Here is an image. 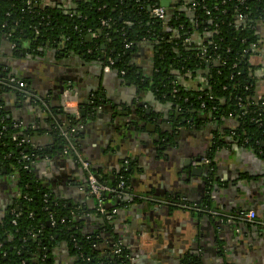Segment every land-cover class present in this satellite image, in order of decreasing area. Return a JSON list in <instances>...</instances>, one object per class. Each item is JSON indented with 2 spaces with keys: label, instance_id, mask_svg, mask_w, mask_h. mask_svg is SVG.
Here are the masks:
<instances>
[{
  "label": "crops",
  "instance_id": "obj_1",
  "mask_svg": "<svg viewBox=\"0 0 264 264\" xmlns=\"http://www.w3.org/2000/svg\"><path fill=\"white\" fill-rule=\"evenodd\" d=\"M78 1L41 0L65 10ZM152 2L164 8L167 18L175 12L189 13L194 0ZM255 32L250 63L256 67L255 96L262 98L264 21L257 23ZM91 39L86 36L87 42ZM209 39L210 33L193 32L187 42L202 46ZM12 50L8 41H2L0 62L25 87L2 95L5 113L31 147L51 146L33 161L32 175L48 195L73 206L78 232L100 236L106 228L95 214L83 170L55 147L49 135L53 125H65L62 89L74 88L83 117L77 144L99 180L110 185L127 173L128 201L108 223L110 231L100 236L103 245L96 248L101 256L108 248L105 239L115 238L124 245L129 264H264V158L231 139L227 130L233 120L218 122L203 116L205 127L170 128L165 119L171 103L159 100L151 83L142 87L114 70L104 71L98 61L79 53L60 54L49 45L35 55L27 48L19 54ZM153 57L154 43L147 39L131 51L130 64L142 81H150L156 71ZM206 72H186L178 84L201 92L206 89ZM216 138L223 144L212 150ZM211 152L210 167L201 160ZM17 195L14 177L0 172V221ZM248 208L260 222L220 217ZM75 262L68 246L59 241L43 264Z\"/></svg>",
  "mask_w": 264,
  "mask_h": 264
},
{
  "label": "trees",
  "instance_id": "obj_2",
  "mask_svg": "<svg viewBox=\"0 0 264 264\" xmlns=\"http://www.w3.org/2000/svg\"><path fill=\"white\" fill-rule=\"evenodd\" d=\"M31 1L28 8L25 0H0V44L4 40L13 44L15 54L27 48L35 55L49 45L57 53H79L103 66L110 60L111 70L124 72L122 79L136 81L142 87L151 83L159 100L183 104L187 98L191 104L185 108L210 113L218 122L238 115L227 134L244 147L261 152L264 158V97L255 96L256 67L250 63L252 47L257 42L256 25L264 21V0H244L243 5L237 0H194L189 13L175 12L162 21L150 16L148 9L155 5L152 0H80L75 9L66 10L45 5L41 0ZM239 14L242 19H238ZM193 32L210 33V39L202 46L185 42ZM87 35L92 36L89 42ZM145 39L154 43L156 71L150 81H142L130 64L131 51ZM126 43L132 46L126 49ZM198 69L207 71L205 90L193 92L178 84V77ZM10 76L9 68L0 62V162L6 175H13L18 191L0 221V264H43L59 241L68 246L76 258L75 264H129L127 252L111 258L101 256L96 248L102 243L101 237L78 232L73 206L48 195L32 175L31 167L24 168L51 146L46 150L33 148L27 142L17 145L26 137L19 126L13 127L2 99L9 91H21L6 82ZM192 94L194 98L190 97ZM64 115L65 125H53L49 130L59 150L65 145L62 128L69 130L79 124L72 115ZM222 144L216 138L212 150ZM23 154L28 160L22 158ZM211 157L212 152L207 153L210 164ZM120 176L123 180L128 177L125 172ZM117 181L118 178L110 186L115 187ZM105 199L107 208L119 209L126 203L112 195ZM50 215L54 225L50 224ZM103 224L110 231L112 226L105 221Z\"/></svg>",
  "mask_w": 264,
  "mask_h": 264
},
{
  "label": "built area",
  "instance_id": "obj_3",
  "mask_svg": "<svg viewBox=\"0 0 264 264\" xmlns=\"http://www.w3.org/2000/svg\"><path fill=\"white\" fill-rule=\"evenodd\" d=\"M240 5L244 4V0H237ZM25 5L29 8L32 5L31 0H25ZM194 6V3L191 5V7ZM150 16L154 20L162 21L165 17V10L162 7H159L157 5H154L152 8H150ZM238 19H242V16L239 14ZM102 24L106 25V23L103 21ZM187 39L185 40V42ZM12 47H14L13 44H11ZM132 46V43H126L124 45V48L128 49ZM111 61L108 60V64H105L103 66L104 71L110 70V65ZM121 75L124 74L123 71L119 72ZM1 82V78H0ZM6 82L8 84L14 85L17 88L23 90L25 87V83L23 81L18 80L14 76H10L7 78ZM174 93L175 90H172ZM60 107L62 111L66 114L72 115L75 120L79 121V124L76 126L71 127L69 130H66L62 133L65 145L62 148L61 152L69 156L72 161L77 164L84 172V177L86 181V187H87V192L91 196V198L94 200L95 203V214L99 217H101L105 222L109 223L112 221L114 216L117 213L118 208L116 207H106V199L105 196L112 195L116 199H127L126 202L128 201L127 193L125 192V180H123L122 176L118 177V181L115 187H111L104 181L99 180V177L95 173V171L92 169L91 164L89 161L84 157L83 153L78 147V144H76L75 140L77 137V134L81 130V120L80 119V109L77 103V98L74 92L72 91L71 88H66L63 90V92L60 95ZM212 110H215V107L211 108ZM233 121L236 122L238 119V115L233 116ZM18 124H13V127L16 128L18 127ZM4 127L1 126V130H3ZM24 142L28 143V140L25 139H20L18 142V146L23 144ZM245 142V140H244ZM22 158L24 160H28L27 155L23 154ZM34 161V160H33ZM33 161H29L28 164L24 165V168L30 170V165H32ZM202 164L204 165H209L210 161L206 158H203L201 160ZM216 216H218V213H215ZM17 216V215H16ZM222 219L225 218L226 221H231V220H241L244 222L248 223H255V222H260L257 219V214L253 210L249 211H243L239 212L237 214H233L231 216L228 215H221L220 216ZM53 217L50 215L49 220L51 221L50 224L54 225V220H52ZM12 224H15V220H12ZM108 239H105L104 244H107V246L110 248L109 251L106 253V257H114V256H120L123 252L126 253V249L124 245L122 244L121 241L116 240L115 242L113 241H108ZM44 258V255L43 257Z\"/></svg>",
  "mask_w": 264,
  "mask_h": 264
},
{
  "label": "flooded vegetation",
  "instance_id": "obj_4",
  "mask_svg": "<svg viewBox=\"0 0 264 264\" xmlns=\"http://www.w3.org/2000/svg\"><path fill=\"white\" fill-rule=\"evenodd\" d=\"M121 76H123V75H121ZM173 94H175V92ZM190 97L191 98H194L193 94L190 95ZM198 98L199 97H197V99ZM169 102L171 103L172 111L168 115V117L165 119V122H166L165 124H167V126H169L170 128H188V127H192V126L197 127V128L198 127H201V126H204L205 127L206 120L203 121V119H204L203 116H205L208 119H212L210 113H208L207 115H205L201 110L187 109V108H185V105L186 104L187 105H190L191 104L190 101H189V99H187V98H185L183 100V104L176 103L175 101H169ZM81 117H82V115H81ZM229 119L230 120H234L233 117H229ZM235 123L236 122H234V124ZM82 125H83V121H81V127H82ZM64 131H66V128H62V132H64ZM231 139H233V136H231ZM74 140H75V142H77L76 139H74ZM233 141H235V140L233 139ZM209 166L211 167V164H209ZM0 172H2L1 171V167H0ZM125 179H126L125 180V189H126V185H127L128 178H125ZM101 220L104 223V221H103L102 218H101ZM223 220H225V218ZM104 225L106 227V224H104ZM109 226H111V225H109ZM108 231L109 230L105 229L103 233L105 234ZM103 233H101L100 236H102Z\"/></svg>",
  "mask_w": 264,
  "mask_h": 264
},
{
  "label": "water",
  "instance_id": "obj_5",
  "mask_svg": "<svg viewBox=\"0 0 264 264\" xmlns=\"http://www.w3.org/2000/svg\"><path fill=\"white\" fill-rule=\"evenodd\" d=\"M71 8H74V9H75V8H76V4L72 3V4H71ZM148 10L150 11V8H149ZM70 88H71V87H70ZM64 89H66V88H64ZM64 89H62V92H63ZM71 89H72V88H71ZM73 89H74V88H73ZM73 89H72V91L74 92ZM62 92H61V93H62ZM60 95H61V94H60ZM81 113H82V112H81ZM205 169H206V168H205ZM1 171H2V173L4 174V173H5V167H2V168H1ZM194 172H195V169L192 170V173H194ZM16 189H17V187H16ZM125 192L127 193L126 189H125ZM123 200H124V199H123ZM248 209L250 210L251 208H248ZM239 212H243V211H239ZM239 212H237V213H239ZM237 213H236V214H237Z\"/></svg>",
  "mask_w": 264,
  "mask_h": 264
}]
</instances>
